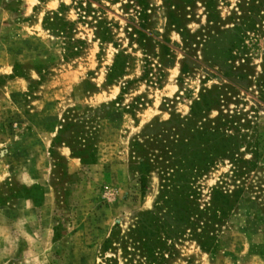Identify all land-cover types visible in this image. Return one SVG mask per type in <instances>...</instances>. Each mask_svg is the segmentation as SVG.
Here are the masks:
<instances>
[{
	"label": "rangeland",
	"instance_id": "1",
	"mask_svg": "<svg viewBox=\"0 0 264 264\" xmlns=\"http://www.w3.org/2000/svg\"><path fill=\"white\" fill-rule=\"evenodd\" d=\"M241 1L216 0L209 22L206 0H144V17L137 0H67L73 42L84 41L72 55L67 39L19 25L8 7L19 0H0V264H126L112 234L125 235L160 189L156 170L141 188L131 144L150 124L188 117L206 90L211 118L237 115L252 165L236 182L221 159L201 179L205 200L221 180L244 194L214 253L185 240L167 264H264V22L227 60ZM105 27L112 43L100 45ZM68 144L95 148L96 162Z\"/></svg>",
	"mask_w": 264,
	"mask_h": 264
},
{
	"label": "trees",
	"instance_id": "2",
	"mask_svg": "<svg viewBox=\"0 0 264 264\" xmlns=\"http://www.w3.org/2000/svg\"><path fill=\"white\" fill-rule=\"evenodd\" d=\"M215 1L206 0L209 22L217 19L213 9ZM91 2L73 0L81 8L83 5L89 8ZM137 3L142 7L138 14L144 17L146 2L137 0ZM237 7L241 22L232 29L234 39L226 51L229 61L235 58L234 49H244L243 40L249 33L261 31L258 20L264 22V0H242ZM66 9L62 5L57 11L46 14L43 28L52 35L67 39L70 53L77 55L79 45L84 41L73 42L74 22L64 18ZM80 19H85V16L80 14ZM95 22L99 25L104 23L102 20ZM172 25L175 26L174 23ZM143 27L140 26L138 34L144 35ZM94 28L97 30V26ZM96 30L94 35L97 40L112 43L108 27L102 31ZM185 66L181 72H184ZM118 68L119 62L115 59L108 83L112 84L116 79L111 81V75ZM122 75L123 71L118 77ZM223 76L229 77L227 72ZM216 102L212 91L206 90L192 103L188 117L150 124L143 134L144 139L138 138L132 142L131 157L138 159L141 188H145L147 176L156 170L160 175V189L153 208L140 213L125 235L112 234L126 264H167L175 255L177 245L185 240L195 241L207 253H214L218 249L221 228L237 208L244 187L235 183L231 189L229 181L221 180L210 189L205 200L200 181L217 161L228 159L234 168L232 177L237 182L250 169L252 161L239 155L241 143L237 115L221 112L217 117H210V112L216 109ZM64 131L60 130L58 138ZM63 143L67 144L65 141ZM69 147L72 155L81 158L82 163L96 162L95 148L87 153L86 150L76 151L73 146ZM112 243V239H107L105 248Z\"/></svg>",
	"mask_w": 264,
	"mask_h": 264
},
{
	"label": "crops",
	"instance_id": "3",
	"mask_svg": "<svg viewBox=\"0 0 264 264\" xmlns=\"http://www.w3.org/2000/svg\"><path fill=\"white\" fill-rule=\"evenodd\" d=\"M62 5L67 7L63 13L64 18L69 22H74L70 21L68 17L71 8L68 5L67 0H19V2H16L15 5H8V7L11 8L10 13L14 18L22 19L19 22L20 26L25 24L27 26L34 25L36 28L38 27L42 31H47L43 28L44 16L53 11H57ZM12 6H15V9H12ZM99 44L103 45L104 43L99 41Z\"/></svg>",
	"mask_w": 264,
	"mask_h": 264
}]
</instances>
